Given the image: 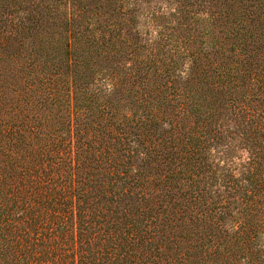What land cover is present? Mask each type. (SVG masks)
I'll use <instances>...</instances> for the list:
<instances>
[{"label":"trees","instance_id":"16d2710c","mask_svg":"<svg viewBox=\"0 0 264 264\" xmlns=\"http://www.w3.org/2000/svg\"><path fill=\"white\" fill-rule=\"evenodd\" d=\"M0 264H264V0H0Z\"/></svg>","mask_w":264,"mask_h":264},{"label":"rangeland","instance_id":"374dc122","mask_svg":"<svg viewBox=\"0 0 264 264\" xmlns=\"http://www.w3.org/2000/svg\"><path fill=\"white\" fill-rule=\"evenodd\" d=\"M238 152H239V154H242L243 158H245L247 156V152L245 150L244 151L240 150Z\"/></svg>","mask_w":264,"mask_h":264}]
</instances>
